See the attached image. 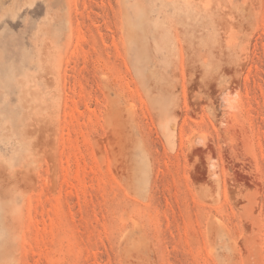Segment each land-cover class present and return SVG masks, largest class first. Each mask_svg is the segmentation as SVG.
Segmentation results:
<instances>
[{"label": "rangeland", "instance_id": "1", "mask_svg": "<svg viewBox=\"0 0 264 264\" xmlns=\"http://www.w3.org/2000/svg\"><path fill=\"white\" fill-rule=\"evenodd\" d=\"M0 264H264V0H0Z\"/></svg>", "mask_w": 264, "mask_h": 264}, {"label": "bare ground", "instance_id": "2", "mask_svg": "<svg viewBox=\"0 0 264 264\" xmlns=\"http://www.w3.org/2000/svg\"><path fill=\"white\" fill-rule=\"evenodd\" d=\"M1 178H3V177H1Z\"/></svg>", "mask_w": 264, "mask_h": 264}]
</instances>
